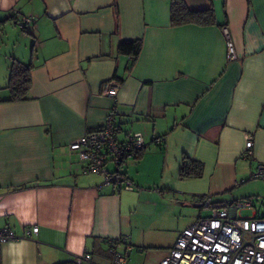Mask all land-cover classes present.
Instances as JSON below:
<instances>
[{
	"label": "crops",
	"instance_id": "1",
	"mask_svg": "<svg viewBox=\"0 0 264 264\" xmlns=\"http://www.w3.org/2000/svg\"><path fill=\"white\" fill-rule=\"evenodd\" d=\"M183 1L213 7L215 22L172 25L171 0H0V226L17 235L1 244L0 264H60L87 250L108 264L107 240L121 235L141 251L157 248L161 218L202 206L207 194L229 201L264 161V0ZM16 15L35 22L23 31ZM136 38L133 60L118 52ZM13 61L32 63L17 101L7 87ZM110 79L121 83L115 97L102 93ZM111 108L118 140L140 132L145 144L122 168L132 190L103 184L68 148ZM183 155L203 163L200 177H178ZM186 227L147 252L148 264Z\"/></svg>",
	"mask_w": 264,
	"mask_h": 264
},
{
	"label": "built area",
	"instance_id": "2",
	"mask_svg": "<svg viewBox=\"0 0 264 264\" xmlns=\"http://www.w3.org/2000/svg\"><path fill=\"white\" fill-rule=\"evenodd\" d=\"M16 25L27 31L35 22L34 16L16 15ZM223 34L227 39L228 59H235L226 27ZM121 86L119 80L110 79L103 83L102 93L115 97ZM115 110L111 108L104 123L68 143L70 151L78 154L84 162L83 170L100 174L103 184H118L132 190L133 182L123 171L126 159L145 147L140 132L129 134L125 140L117 137L114 122ZM162 138H156L160 143ZM254 138L246 134L243 155L253 156ZM112 165V169L107 167ZM249 178L264 180V161L259 162L250 172ZM250 202L216 200L211 194L204 196L202 207L210 209L207 216H200L189 224L178 236L168 254L158 264H264V217H237V209L249 206ZM37 226L26 228V234L36 233ZM125 235L107 240L108 264H128L130 244ZM17 235L8 226H0V246L7 241L16 240ZM141 251V249H140ZM60 264H98L91 251L76 254L69 261Z\"/></svg>",
	"mask_w": 264,
	"mask_h": 264
},
{
	"label": "trees",
	"instance_id": "3",
	"mask_svg": "<svg viewBox=\"0 0 264 264\" xmlns=\"http://www.w3.org/2000/svg\"><path fill=\"white\" fill-rule=\"evenodd\" d=\"M213 7L202 10L189 9L183 0H171L170 22L172 25H180L188 22L209 24L215 22ZM141 48V39L122 40L117 47L119 53L130 55L132 60L137 56ZM32 63L24 64L13 61L9 68L7 87L10 91V101L25 99L30 86V69ZM144 147L135 152V158L140 156ZM203 173V163L199 160L183 155L178 172L180 179L197 178Z\"/></svg>",
	"mask_w": 264,
	"mask_h": 264
},
{
	"label": "rangeland",
	"instance_id": "4",
	"mask_svg": "<svg viewBox=\"0 0 264 264\" xmlns=\"http://www.w3.org/2000/svg\"><path fill=\"white\" fill-rule=\"evenodd\" d=\"M15 41V40H14ZM13 42V40H12ZM123 165L122 168H124ZM227 199L233 202H250L249 206L240 207L237 209V217L243 218H262L264 217V180L259 178H248L233 189L227 192ZM210 209L202 206H195L194 203L188 204L184 211L175 216L161 218L155 226L154 234L162 238L161 246L148 247L144 251H140L138 247L132 246L130 249L128 264H148L146 257L147 252L157 251L166 245L172 238L175 237V229L178 227L188 226L196 218L207 216ZM151 235V232H148ZM159 245V244H158ZM150 262V261H149Z\"/></svg>",
	"mask_w": 264,
	"mask_h": 264
}]
</instances>
